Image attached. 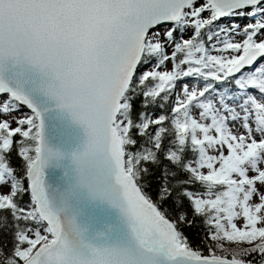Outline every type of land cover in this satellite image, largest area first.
Wrapping results in <instances>:
<instances>
[{"label":"snow or ice","instance_id":"1","mask_svg":"<svg viewBox=\"0 0 264 264\" xmlns=\"http://www.w3.org/2000/svg\"><path fill=\"white\" fill-rule=\"evenodd\" d=\"M0 264H264V0H0Z\"/></svg>","mask_w":264,"mask_h":264}]
</instances>
